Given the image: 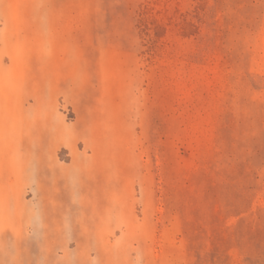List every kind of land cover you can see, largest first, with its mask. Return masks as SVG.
I'll use <instances>...</instances> for the list:
<instances>
[{
	"label": "rangeland",
	"instance_id": "374dc122",
	"mask_svg": "<svg viewBox=\"0 0 264 264\" xmlns=\"http://www.w3.org/2000/svg\"><path fill=\"white\" fill-rule=\"evenodd\" d=\"M0 264H264V0H0Z\"/></svg>",
	"mask_w": 264,
	"mask_h": 264
}]
</instances>
